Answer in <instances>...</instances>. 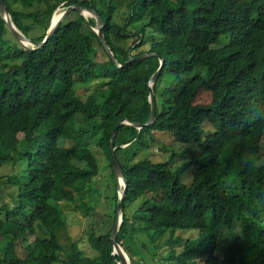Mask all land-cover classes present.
I'll return each instance as SVG.
<instances>
[{
    "label": "trees",
    "instance_id": "16d2710c",
    "mask_svg": "<svg viewBox=\"0 0 264 264\" xmlns=\"http://www.w3.org/2000/svg\"><path fill=\"white\" fill-rule=\"evenodd\" d=\"M4 1L37 41L59 6L94 8L113 55L78 9L31 48L0 14V264H119V204L88 233L95 256L59 238L62 203L89 208L100 153L116 178L117 126L132 264H264V0ZM162 59L156 118L135 126ZM153 143L165 159L141 154Z\"/></svg>",
    "mask_w": 264,
    "mask_h": 264
},
{
    "label": "rangeland",
    "instance_id": "374dc122",
    "mask_svg": "<svg viewBox=\"0 0 264 264\" xmlns=\"http://www.w3.org/2000/svg\"><path fill=\"white\" fill-rule=\"evenodd\" d=\"M58 8L63 12L65 9H67V6L61 5ZM124 9H126L125 5L123 8H121V11L124 12ZM86 16L89 17V14ZM228 41L229 35H226L220 41V44L226 43ZM102 52L101 55L103 56ZM89 89L91 88L89 87ZM175 145L182 149L184 147L182 143H176ZM171 153L172 151L169 152V156ZM141 154H151L156 159H165L164 153L157 151V143H153L150 148H144ZM100 156L102 159V170L100 175L96 177L94 181V186L96 189L92 188L85 197V204L89 208L83 209L84 206H81L80 202V205L68 202L62 203L69 222V226L60 231L59 238L63 248L66 251L71 249L73 242H76L77 247L83 249L86 254L95 256L97 251L91 248L87 240L88 233L93 230L97 234H101L103 232H107L113 225L112 216L115 207L119 204V200H116L115 196L118 194L119 197V194L121 193L119 191L117 178L112 176V173L110 172L111 170L107 165L108 159L106 154L100 153ZM132 263L133 261L131 264ZM137 264L143 263L140 261Z\"/></svg>",
    "mask_w": 264,
    "mask_h": 264
},
{
    "label": "water",
    "instance_id": "95a60500",
    "mask_svg": "<svg viewBox=\"0 0 264 264\" xmlns=\"http://www.w3.org/2000/svg\"><path fill=\"white\" fill-rule=\"evenodd\" d=\"M73 9H78L80 11V13L85 15V16H86L85 12L88 11V12H90L91 16H95L96 17L97 24L95 26V30L98 31V33L100 35V38L103 41L106 49L109 51V53L111 55H113V52L111 51V49H110V47H109V45H108V43H107V41L105 39L104 33L102 31V27H103L102 19L98 15V13L96 12V10L94 8H89L87 6H81V5H77V4L70 5V6L67 7V9H65V11H63L61 13L60 17L56 21H54L53 18H54L55 12H56V10H55V12L53 14V17H52L51 26H50V28H49V30L47 32V35H46L45 39L42 40V41H37V40H33L32 38L28 37L26 34H24L22 32V30H20L15 25L14 21L12 20L10 12H8V10H7L6 2L4 0H0V14H1L2 18L4 19L7 27L11 30V32L14 34V36L26 48H31V47H35V46L36 47L42 46L48 39H50V37L54 34L56 29L60 25V23L65 20V18L68 15V13L71 10H73ZM145 55L146 54L138 56V57H143ZM162 63H163V59H162ZM160 71H161V66L156 71V73L152 76V78H151V80L149 82V85L151 87V104H152L151 117L145 123H138V122L132 123L135 126L143 127V126L148 125L151 122H153L155 120V118H156L154 85L156 83V80H157V78L159 76ZM119 124H121V123H119ZM117 128H118V126L114 130V134L112 136V142H111L112 161L114 163V170H115L116 178H117V180H119V178L123 179L124 187H122L119 184V191H121V197H120L119 206H118V218H117V222H116V224L114 226L111 238H112V240L114 242V253H118L120 258L122 259V261H120L119 264H126L124 262V258H126L125 251L122 250V247L120 246V244L118 243V240H117L118 230H119V227H120V225L122 223V220H123V216L122 215H123L124 198L126 196V191H127V188H128L127 184H126V181H125L123 170H122V168H121V166H120V164H119V162L116 159L115 154H114L113 141H114L115 135L117 133Z\"/></svg>",
    "mask_w": 264,
    "mask_h": 264
},
{
    "label": "bare ground",
    "instance_id": "6f19581e",
    "mask_svg": "<svg viewBox=\"0 0 264 264\" xmlns=\"http://www.w3.org/2000/svg\"><path fill=\"white\" fill-rule=\"evenodd\" d=\"M7 10H8V12H10L8 8H7ZM61 13H62L61 9L57 8L53 20L56 21V20L60 17ZM85 13H86V15H88V14H89V16L91 15L90 12H88V11H86ZM52 17H53V16H52ZM51 22H52V20H51ZM50 26H51V23H50ZM50 26H49V28H50ZM49 28H48V30H49ZM48 30H47V32H48ZM46 35H47V34H46ZM53 35H54V34H53ZM53 35H52V36H53ZM52 36H51V37H52ZM51 37H50V38H51ZM48 40H49V39H48ZM48 40H47V41H48ZM47 41H46V42H47ZM46 42H45V43H46ZM21 44H22V43H21ZM22 45H23V44H22ZM23 46H24V45H23ZM24 47H25V46H24ZM25 48H26V47H25ZM163 65H164V64L161 62V69H162ZM160 72H161V71H160ZM122 181H123V180H122ZM120 195H121V194H119V196H120ZM117 254H118V253H117ZM121 261H122V259H121ZM124 262H125L126 264H131V259H130L129 255H128L127 253H126V258H124Z\"/></svg>",
    "mask_w": 264,
    "mask_h": 264
},
{
    "label": "clouds",
    "instance_id": "9594fccd",
    "mask_svg": "<svg viewBox=\"0 0 264 264\" xmlns=\"http://www.w3.org/2000/svg\"><path fill=\"white\" fill-rule=\"evenodd\" d=\"M123 179L119 178L118 180V185L120 184L122 187H124V182L122 181ZM121 193V191H120ZM120 197V196H119Z\"/></svg>",
    "mask_w": 264,
    "mask_h": 264
}]
</instances>
